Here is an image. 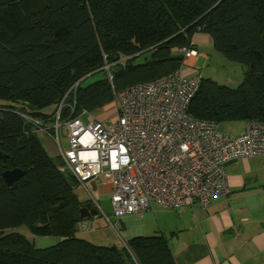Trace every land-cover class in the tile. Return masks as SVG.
Segmentation results:
<instances>
[{
	"label": "trees",
	"instance_id": "1",
	"mask_svg": "<svg viewBox=\"0 0 264 264\" xmlns=\"http://www.w3.org/2000/svg\"><path fill=\"white\" fill-rule=\"evenodd\" d=\"M196 33L243 78L235 88L199 79L189 116L264 124V0H0V155L8 157L0 161V264H175L158 236L129 239L126 248L77 238L78 225L94 217H74L91 202L79 200L77 182L37 133L52 138L45 128L71 89L60 122L73 101L75 115L97 114L115 93L179 71L178 53L194 48ZM13 169L24 176L8 188L1 173ZM19 226L60 241L38 249L5 234Z\"/></svg>",
	"mask_w": 264,
	"mask_h": 264
},
{
	"label": "built area",
	"instance_id": "2",
	"mask_svg": "<svg viewBox=\"0 0 264 264\" xmlns=\"http://www.w3.org/2000/svg\"><path fill=\"white\" fill-rule=\"evenodd\" d=\"M179 52L184 60L198 57L194 48ZM199 86V78L186 76L181 68L115 93V113L109 120L86 111L75 115L73 101L70 114L60 122L71 89L63 97L54 124L45 128L53 131L61 170L85 190L88 182L108 185L116 219L143 214L152 205L174 212L194 203L207 208L229 192L226 164L264 159V124L192 118L188 111ZM60 130L67 142L64 149ZM78 228L92 230V223L83 221Z\"/></svg>",
	"mask_w": 264,
	"mask_h": 264
},
{
	"label": "crops",
	"instance_id": "3",
	"mask_svg": "<svg viewBox=\"0 0 264 264\" xmlns=\"http://www.w3.org/2000/svg\"><path fill=\"white\" fill-rule=\"evenodd\" d=\"M192 45L198 53L196 61L204 57L201 51L213 50L210 37L200 33L192 37ZM194 61L188 59L185 64L191 66ZM182 71L189 73L184 66ZM239 83L227 82L229 86H225L236 87ZM42 141L46 154L57 158L52 138L46 135ZM224 169L229 192L207 208L194 203L174 212L152 205L148 212L119 219L111 213L114 223L102 214L106 227L101 226L103 219L98 214L90 219L95 232H107L109 224L117 239H108L107 233L103 236L92 233L80 239L97 246L122 247L132 238L158 236L165 241L175 264H264V159H241L229 162ZM88 183L99 199L109 197L108 185Z\"/></svg>",
	"mask_w": 264,
	"mask_h": 264
},
{
	"label": "rangeland",
	"instance_id": "4",
	"mask_svg": "<svg viewBox=\"0 0 264 264\" xmlns=\"http://www.w3.org/2000/svg\"><path fill=\"white\" fill-rule=\"evenodd\" d=\"M64 33H65V30L61 29L55 34V36L58 38L62 36ZM201 52H204V53H200V55L202 54L204 55V57L202 56L200 60H197V61L195 60L191 66L185 64V60L183 61L182 65L184 66V69L189 72L186 76L198 77L199 79H209L220 86H225V85L229 86L227 82L229 83L230 82L235 83L237 81L241 82L243 77L241 74V67L239 65L229 63L221 54L217 53L215 50H207V51L204 50ZM178 54H181V53H178ZM229 88H235V87H233V85H230ZM113 107H114V101L109 106L102 109V111L97 112V114L99 113L98 115L100 119L103 121L111 119L115 113V109H113ZM37 134H38L39 141H42V137L46 136V133H43L41 131H39ZM60 139H61V145L63 149L66 148L67 142H66V139L64 138V133L62 130H60ZM86 187H87V190L80 188V187L76 190V194L79 197V199L83 202H87V201L91 202L94 207H97V206L100 207L99 214H101V218L103 219L101 222L102 224L101 226L104 225L106 227V224L103 222L105 218L103 217L102 214H105V216H108L109 219L112 221V223H114V220L111 215L112 209H111V205L109 202V197L107 198L103 197L99 199L97 194L94 193L92 189L90 188L89 183L86 184ZM108 227L110 230H108L107 232L101 231V230H98L95 232V225H94L92 227V230H89L91 232H87V233L85 231L79 230L78 228L76 237L85 239V238H88L90 235H92V233H96L95 235L97 236H100V235L103 236L104 234L106 235L107 233V236L109 237L108 239L116 240L117 237L114 236L112 227H110L109 224H108ZM11 233H16V234L23 236L30 243H32L35 248H38V249H46V248L53 247L56 244H58L60 241V239H57V238L34 237L30 235L28 229L25 226H19L17 228L9 229L5 231V234H11Z\"/></svg>",
	"mask_w": 264,
	"mask_h": 264
},
{
	"label": "water",
	"instance_id": "5",
	"mask_svg": "<svg viewBox=\"0 0 264 264\" xmlns=\"http://www.w3.org/2000/svg\"><path fill=\"white\" fill-rule=\"evenodd\" d=\"M7 158V156L0 155V161H4ZM23 176L24 172L20 169L8 170L1 173V178L8 188L12 187V185L19 181ZM98 213V210L95 207H92L91 203H87L78 211V216L74 217V221L96 217Z\"/></svg>",
	"mask_w": 264,
	"mask_h": 264
}]
</instances>
